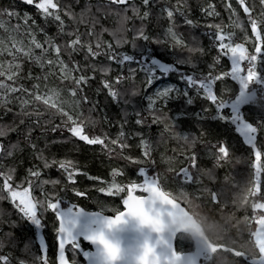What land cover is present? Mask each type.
Wrapping results in <instances>:
<instances>
[{
	"label": "snow or ice",
	"instance_id": "6c2138e0",
	"mask_svg": "<svg viewBox=\"0 0 264 264\" xmlns=\"http://www.w3.org/2000/svg\"><path fill=\"white\" fill-rule=\"evenodd\" d=\"M226 11L235 27L244 32L245 41L250 39L247 35L245 22L239 18V13L233 7L232 0H224ZM236 5L242 9L246 17L247 26L250 27L253 39V50L250 52L243 43H235L234 32H225L219 23H205L193 15V9L188 0H85L80 12L74 11V6H79L81 0H71L64 3L63 0H21V3L34 7L39 21L31 13L23 15L18 10L0 9V120L9 115L10 123H0V200H8L20 219L37 228L47 225L48 213L52 214V231L55 238V264H81L84 261H92L94 264H138L137 256L141 252V245L130 246L127 250L122 248L119 261L110 259L108 242L120 244L115 232L120 226L134 220L139 225L148 224L150 232L144 241H150L156 249L157 264H213L216 256L207 245L195 241L196 251L194 255H177L174 240L179 233L169 232L167 236L155 227L162 222L165 215H173L181 209L188 210L183 199H177V195L186 196L191 200H200L206 193L211 201L220 203L224 195L223 190H213L200 187L195 194L190 195L183 187L176 193L166 188L167 175L160 173L155 168L141 166L136 170V176L129 178L126 183H120L116 179L125 175V170L111 169L110 181L102 177L93 176L82 168L78 162L68 157L49 159L45 155L50 147L47 139L49 133H63L67 131L70 139H75L89 146L100 145L110 158L119 155L121 159L128 160L131 164L155 165L153 159V144L151 139L143 132H135L139 137L142 149L141 157L136 158L124 155V150L131 147L126 141L128 135L123 130L118 132L115 138L106 132L96 133L90 131L98 121L91 115L84 116L77 111L82 104H91L89 113L96 110V102L89 99L85 88L95 74L100 72L105 77L112 71L115 64L119 74L114 80H102V86L107 90L109 97L116 103L123 104L124 123H127L128 106L132 107L136 119L135 124L140 128L151 129L154 125L163 124V136L172 133L177 140L184 142V156L186 166L168 168L167 172L174 173L181 186L202 183L201 178L207 176L215 180L213 170H203L197 166L198 154L194 151L196 145L201 144L207 151V155L214 162V168L223 167L232 159V150L225 140H202L195 134L173 133L177 116H172L164 109L169 103L182 101L179 108L184 113L186 106L191 105L199 97L208 102L211 107H202L197 113V119L203 120L210 116L222 122L231 121L237 126V131L244 138V143L252 150L254 160L251 167L254 169L251 187H245L243 192L248 197H253L250 205L251 217L245 216L243 221H237L238 231L243 234L248 230V241L251 244V252L241 251L236 248L231 250L234 257L241 258L247 264H264V193L261 191V176L264 173V147L258 143L261 131H264V121H258L255 126L246 122L240 115V108L245 103H252L264 108V0H235ZM159 7V12L153 13L152 9ZM95 9V12H93ZM143 9V10H142ZM132 16H128V12ZM202 17L217 18L220 13L213 3L199 8ZM115 16L117 26L110 30L101 24V18ZM7 17L5 20L4 18ZM71 21V25L66 22ZM150 18L157 23L167 20L168 26L163 30V38L150 36L147 32V24ZM133 19H138L140 25L135 23L132 27L128 24ZM13 20L15 24L11 23ZM86 25L84 32L80 31V25ZM99 26V31H97ZM49 27L56 29L50 35ZM187 28V35L180 32L181 28ZM204 30L197 34L196 29ZM110 32L115 39V44L103 41V33ZM132 33V39L127 38V33ZM43 36V40L38 39ZM207 38L218 55L213 64L208 65L209 71L200 70L199 64L206 54L203 39ZM137 41H143L138 44ZM168 45L167 51L175 59L162 60L154 54L150 45ZM126 45H130L136 54L118 51ZM177 52L180 54L177 55ZM83 53L84 64L74 59L75 55ZM11 59H5L4 57ZM67 56V60L64 57ZM103 57L108 61L107 65L100 63ZM221 58H227L230 62V70L219 74H213V69ZM247 62V68L242 67ZM32 67L25 72L24 64ZM33 67L39 68V73L33 72ZM191 71H185V69ZM90 72V74H89ZM138 73H143L147 87L158 85L152 95L145 97L147 106L139 109L135 106V98L139 96V89L135 86V78ZM175 74L179 83L160 84ZM225 78L238 83V90L234 93L226 87L217 93L215 86ZM24 81H29L31 87ZM58 81L59 83H55ZM131 83V87H116ZM183 85V87H181ZM253 85L258 86L261 92L253 91ZM63 86V87H61ZM67 90L73 98L71 103L64 99L62 92ZM195 93V96L193 95ZM18 108V110H14ZM59 119V123L55 121ZM39 132V136L35 135ZM16 134L17 139L12 142L9 137ZM207 135V133H203ZM44 139V148H40L37 141ZM5 141H8L5 143ZM52 141L51 143H56ZM68 142V141H64ZM24 144L31 150L30 165L25 170V176L16 182V173L21 160L16 164L15 158ZM111 144L113 147H109ZM120 152L117 153L116 149ZM188 149H193L188 151ZM11 159L12 165H6L5 160ZM39 161L40 163H32ZM55 168L61 174V178H42L45 173ZM195 170V175L192 170ZM83 175L89 180L98 181L101 185L95 190L99 193L120 200L122 209L113 207L109 209L113 214H105L104 210H86L83 206L72 201L70 197L87 198L88 191L77 187V177ZM138 178V179H137ZM227 183V178H225ZM46 185L54 189L49 192ZM39 189L41 196H36ZM58 189V190H56ZM143 193L138 195L136 193ZM235 204V199L233 200ZM259 213V214H258ZM4 213L0 212V224L7 222L10 227H18L16 221H4ZM249 221H254L257 227L253 231ZM243 225V227H241ZM110 229V230H109ZM152 233H157L153 236ZM6 239H0V253L7 243L15 247L17 241L13 233H5ZM143 241V242H144ZM85 244H90L95 251H88ZM121 245V244H120ZM32 242L25 244L23 250L29 252ZM227 251V248L217 249ZM49 244L47 240H41L39 255L33 256L32 264H52L48 255ZM70 254V255H69ZM0 264H12L10 255L0 254ZM17 264H28L26 260H18Z\"/></svg>",
	"mask_w": 264,
	"mask_h": 264
},
{
	"label": "trees",
	"instance_id": "16d2710c",
	"mask_svg": "<svg viewBox=\"0 0 264 264\" xmlns=\"http://www.w3.org/2000/svg\"><path fill=\"white\" fill-rule=\"evenodd\" d=\"M64 3H69L71 0H63ZM85 0H81V4L79 6H74V11L79 13L81 8L83 7ZM174 2V0H173ZM93 4L96 1H92ZM136 3L139 5L140 0H136ZM188 3L191 5L193 9V15L196 19L200 20L201 13L199 8L204 6L206 7L208 3H213L216 7V10L220 13V16L217 18H205L201 19L205 23H219L224 27V31L234 32L235 36L233 40L235 43H243L246 48L251 52L253 50V39H251L252 34L250 27L247 26L246 17L243 14L242 9H240L235 0H232L233 7L236 8L237 12L240 14L239 18L245 22V27L247 28V35L250 39L245 41L244 32L241 29L235 27L232 23V20L236 19L233 17L230 19V14L226 11L224 0H188ZM10 9V10H18L21 15L23 13L28 12L31 13L38 22L43 26V21H39V17L36 16V10L34 7L25 5L21 3V0H0V9ZM143 10V9H142ZM153 13L159 12V7L152 9ZM95 12V9H93ZM132 12H128V16H132ZM4 19H7L5 17ZM14 24L15 20L12 21ZM66 22L71 25V21H68L66 18ZM101 24L110 30H113L117 26V18L115 16H109L107 18H101ZM135 23L137 26L140 25V21L138 19H133L129 22L128 27H132V24ZM147 24V32L150 36L153 37H161L163 38L162 31L164 27L168 26L167 20H161L159 23L155 21V19L150 18L145 22ZM80 31L84 32L86 29V25H80ZM99 26H97V31H99ZM204 29H196L197 34L203 31ZM50 35L54 34L56 29L54 27H49L47 29ZM180 32L187 35L188 29L181 28ZM129 40L132 39V33L129 32L126 34ZM38 38H44L42 35ZM101 39L103 41H107L115 44V39L110 35V32L103 33ZM138 44H143V41H137ZM203 46L206 50V54L202 58L199 68L205 73L210 69L208 65L213 64L214 58L218 55L215 48H213L210 44L209 39H203ZM154 49V54L157 56L158 51H163L166 55H170L167 51L168 45H150ZM118 51L128 52L129 54H136L135 51L131 48L130 45H126ZM177 54H180L177 52ZM172 56V55H170ZM6 59H11L10 57L5 56ZM67 60V56L64 57ZM74 59L80 61L81 64H84L83 53L74 56ZM100 63L104 65L108 64V61L101 57L99 60ZM32 67L29 63L24 64L25 72L27 69ZM112 71H110L105 77L100 72L95 74V79L89 82V85L85 88V93L89 97V99L93 102H96V110L89 113L88 109L92 107L91 104H82L77 111L83 112L84 116L91 115L93 120L98 121L94 128L90 127V131H94L96 133L106 132L110 137L115 138L118 132L121 130V125L123 124V130L128 135L129 139L126 141L131 145L130 148L124 150V155L132 156L139 158L141 157L142 149L139 144V137L134 136L135 132L143 131L152 141L153 148L155 149L153 152V159H155V165L150 163H145L144 165L131 164L128 160L121 159L119 155H116L115 158H110L105 150H102L100 145L89 146L83 142H80L75 139L69 138V133L64 131L63 133L57 132L54 135L49 133L47 139L50 143V147L46 149L45 155L51 159L53 156L56 158H64L68 157L74 161L78 162V167L82 168L83 171L97 177H102L105 181H110L112 178L110 176L111 169L120 168L125 170V175L122 177H117L116 179L120 183H126L129 181V178H134L136 174L132 172L133 168H139L141 166L147 168H155L160 173L167 175L168 179L166 181V188L168 190L173 191L174 193L178 192L181 187L184 188L185 191L191 193L192 190L189 189L188 185L181 186L179 182L174 179V173L167 172L168 168H175L179 170V168L186 166L184 156L180 153L184 151V142L182 140H177L176 136L172 133H165L163 136L160 135L163 132L164 125H154L150 130L147 128H140L135 124L136 116L132 111V107L128 106V116L127 123H124V109L125 106L120 103H116L112 101L109 97L107 90L102 86V80H114L115 77L119 74L120 69L113 64ZM242 67L247 68V62H243ZM264 69V65L261 66ZM34 73H39V68L33 67ZM187 71H191V69L186 68ZM213 74H219L223 72H228L230 70V62L227 58H221L220 62L215 65L213 69ZM90 74V72H89ZM170 80V79H169ZM26 86L31 87V83L29 81H24ZM57 83H59L57 81ZM131 83L126 82L124 85H117L116 87H131ZM135 86L139 89V96L135 98V106L139 109L146 108L145 97L148 96L152 91L155 85L151 88L147 87L145 83V77L143 73H138L135 78ZM63 87V86H61ZM230 89L233 93L238 90V84L231 80L230 78H225L222 82H217L215 86V90L217 93H220L224 88ZM253 89L259 94L261 91L259 87L253 85ZM66 91V90H65ZM182 104V101L179 102ZM180 106H174L173 108L168 107L165 108L164 111L168 112L169 109L171 112L169 113L172 116H180L179 113ZM206 107H211L209 104ZM14 110H18V108L14 107ZM201 109L194 108L192 111V117L188 120H178L175 121V127L173 128V133H182V134H195L197 137H200L202 140L208 141H216V140H225L228 142L229 147L232 150V159L229 163L224 164L223 167L214 168L213 160L209 158L207 155L206 149L201 145L197 144L194 151L198 154L197 166L203 170H213L215 173V180H210L207 176L201 178L202 183L200 185L196 184V188L193 194L197 192V189L200 187H207L213 190H223L224 195L221 197L220 203H213L211 198L205 193L200 200H195V204L199 206L202 210L203 214L209 220L210 226L214 227V233L217 238L225 239L231 244L237 245H245L244 232L241 234L238 231L237 221H242L244 216H242V212L238 210V203L241 200L243 195V186L247 183L248 171L242 165V159L246 157L244 151H248L250 148L245 147L244 142L240 139L237 132L234 131L233 124H220L215 122L214 119L211 118L213 114L212 111L208 113L210 116L207 119L198 120L197 113L200 112ZM241 117L251 123L253 126L257 124L258 121H264V108L254 105L252 103H245L240 108ZM12 117L9 115L5 117L4 120H0V123H10ZM59 123V119L55 121ZM203 133H207V135H203ZM35 135L39 136V132H36ZM9 139L12 142H15L17 139L16 134H12ZM68 142H64V141ZM52 141H57L56 143H51ZM8 141H5L7 143ZM40 148H44V139L41 138L37 141ZM258 143L264 147V131H261ZM109 147H113L109 144ZM21 148H24L23 152H18L16 154L15 162L19 164L21 160L24 161L23 164H19L16 173V182L19 183L20 180L25 176V170L30 165L31 159V150L27 148L26 145L21 144ZM193 149H188V151H192ZM117 153L120 152V149H116ZM4 163L6 165H12L13 161L11 159L5 160ZM32 163H40L39 161H32ZM61 178V174L56 171L55 168L47 171L42 178ZM225 178H227V183L225 182ZM138 179V178H137ZM103 186L98 181H93L87 179L85 176L80 175L77 177V187L81 190L88 191V197L86 198L87 202H92L95 204L96 210H104L109 212L108 210L116 207L114 202H117L114 197H106V195H97L95 194V189L97 187ZM45 189L49 192L53 191L51 185H46ZM58 190V189H56ZM36 196H41L39 189L35 192ZM102 197V198H100ZM177 199H183L185 204H187L186 196L177 195ZM71 199H75L71 197ZM235 199V204L233 200ZM0 212L4 213L2 219L4 221H16L19 225L18 227H10L7 222L0 224V239H6L5 233H13L14 238L17 241V245L12 247L7 243L4 246L5 250H11L14 253L20 254L23 252V247L26 244L25 237L27 236V232L22 228L25 226L24 221H22L13 208L12 204L8 200H0ZM202 216V215H201ZM243 227V225H241ZM226 258L217 262L216 264H242L237 261L229 252L226 254Z\"/></svg>",
	"mask_w": 264,
	"mask_h": 264
},
{
	"label": "flooded vegetation",
	"instance_id": "af4514ba",
	"mask_svg": "<svg viewBox=\"0 0 264 264\" xmlns=\"http://www.w3.org/2000/svg\"><path fill=\"white\" fill-rule=\"evenodd\" d=\"M157 56L160 57L162 60H168V61H172L175 58L174 56H171L172 59L169 60L167 58V55L163 51H158ZM185 71H187V70L185 69ZM167 80L170 81V83H179L175 74H172ZM181 86L183 87V85H181ZM193 95L195 96V93H193ZM207 104H208L207 101L197 97L191 105L186 106L184 113L179 112L181 115L178 116L177 119L178 120H181V119L182 120H188L190 117H192V111L194 108L201 109L202 107H206ZM174 106H181V104L179 103V101H174V102L169 103V105H168V107H171V108H173ZM214 121L217 123H220V124H226L225 122H222L220 120H214ZM227 123L230 124L231 121H229ZM236 130H237V126L234 125V131L236 132ZM239 137L242 140V142H244V138L242 136H239ZM245 147L249 148L246 144H245ZM244 154L246 155V157H244V159L241 160L242 161L241 163H242L243 167L245 168V170L248 171V177H247L248 182L244 184L243 189L245 187H251L250 181L252 179V175L254 172V169L251 167V164L254 160V157L252 155V150L249 149L248 151H244ZM198 163H200V162H197V164ZM262 163H264V160H262ZM136 170H137V168L136 169L133 168L132 172L134 174H136ZM192 171H193V174L195 175V170L193 169ZM188 186H189V189L192 190V192L189 194L192 195L193 192L195 191L194 189L196 188V184H191ZM261 191H262V193H264V173H262V176H261ZM95 194L99 195V192L95 191ZM136 194L143 195V193H139V192ZM100 195H102V194L100 193ZM106 197H109V196H106ZM74 198L75 199H71V198L70 199L72 201L76 202L77 204L83 206L86 210L95 209V204L92 202H87L86 198H77V197H74ZM100 198H102V197H100ZM253 199H254L253 197L249 196L248 197V205L243 207V205L247 203V193L243 192L241 200L238 203V210L240 211V213L242 212L241 213L242 216L251 217L252 210H251L250 205H251ZM116 201L117 202H114V204H116V208H120L121 210H123L120 200L117 199ZM187 206H188L189 213L194 217V219L196 221V228H195V231L191 234L181 233V234H178L176 236L175 248H176L177 252H180L178 254H181V253L185 254L186 253L189 255H194L195 251H196L195 241H198L202 244L207 245V247L212 250L213 254L216 256V259L214 260L213 264H216L217 262L224 260L227 257L226 256L227 252L230 253L233 248H236V249L241 250V251L247 250V251L251 252L252 245L250 243L247 245L235 246V244H231V242H228L225 239L217 238L215 233H214V227L210 226L209 220L207 219V217L204 216V214L201 211V209L199 208V206H197L195 204V200L189 199L187 202ZM199 211L202 213V218L199 214ZM105 214H113V213H111L110 211L109 212L105 211ZM52 219H53L52 214L48 213L47 225H46V227H43V228H37V227L31 225L30 223L24 222L25 226L22 229L27 232V236L25 237L26 244H28L29 242H32V245H33L29 252H26L23 250V252H21L20 254H17V253H14L13 251H11L9 249L5 250L3 248L2 253H0V254L10 255L12 258V264H17L18 260H26L28 262V264H32L33 256L40 254L39 253L40 241L41 240H47L48 244H49L48 255H49L50 260L52 261V264H55L56 247H55V238H54V234L52 231ZM249 224L251 226V229L254 231L255 228L257 227L255 222L249 221ZM119 233H120V230L115 232V234H119ZM117 239L119 240V238H117ZM244 239H245V242L248 241V239H249L247 229H244ZM120 240H121V238H120ZM84 248L88 251H93V252L95 251L94 247L90 244H85ZM221 248H227V251H217V249H221ZM234 258L242 264H247V262L242 260L241 258H237V257H234ZM81 264H85L83 257H81Z\"/></svg>",
	"mask_w": 264,
	"mask_h": 264
},
{
	"label": "water",
	"instance_id": "95a60500",
	"mask_svg": "<svg viewBox=\"0 0 264 264\" xmlns=\"http://www.w3.org/2000/svg\"><path fill=\"white\" fill-rule=\"evenodd\" d=\"M162 223L167 225L166 230L161 231L163 235L167 236L169 232L191 234L195 231L196 221L189 211L181 209L178 213L173 215H165ZM150 229L148 227L139 228L134 220H130L128 224L120 226V233L115 234L116 238H119L121 247L127 250L130 246H137L142 244L145 236L148 235ZM156 236L157 233H152ZM121 238V240H120ZM175 245V240H174ZM179 256L180 254L177 253ZM185 256H191L184 254ZM85 264H94L92 261H85ZM121 264V262H117Z\"/></svg>",
	"mask_w": 264,
	"mask_h": 264
},
{
	"label": "clouds",
	"instance_id": "9594fccd",
	"mask_svg": "<svg viewBox=\"0 0 264 264\" xmlns=\"http://www.w3.org/2000/svg\"><path fill=\"white\" fill-rule=\"evenodd\" d=\"M138 227L141 229L148 227L150 229L148 224L139 225ZM155 227L160 231H164L166 230L167 225L165 223L159 222L155 225ZM107 247L110 259L119 261L121 255L123 254L121 245L116 242L109 241ZM155 258L156 249L151 245L150 241H144L141 245V252L137 256L138 264H157Z\"/></svg>",
	"mask_w": 264,
	"mask_h": 264
},
{
	"label": "rangeland",
	"instance_id": "374dc122",
	"mask_svg": "<svg viewBox=\"0 0 264 264\" xmlns=\"http://www.w3.org/2000/svg\"><path fill=\"white\" fill-rule=\"evenodd\" d=\"M92 1H96V0H92ZM206 17H202V15H201V17H200V20L201 19H205ZM6 20V19H5ZM11 23H13V22H11ZM14 24V23H13ZM167 28V26L166 27H164V29H166ZM163 29V30H164ZM162 36H163V31H162V34H161ZM38 39H40V40H43L42 38H38ZM177 55H179V54H177ZM167 58L170 60V59H172V57L170 56V55H167ZM6 59V58H5ZM175 59V58H174ZM55 83H57V81L55 82ZM160 84H165V83H170V81H168V80H166V81H160L159 82ZM237 83V82H236ZM238 84V83H237ZM158 85H155L154 86V88H153V91L149 94V95H152L153 93H154V91H155V89H156V87H157ZM256 86V85H255ZM182 87V86H181ZM258 87V86H257ZM259 90L261 91V89L259 88ZM253 91H255L256 92V90L255 89H253ZM62 96L64 97V99L65 100H67L69 103H71V101L73 100V98L69 95V93L67 92V90L65 91H63L62 93ZM145 101H146V106H147V100L145 99ZM247 122V121H246ZM230 124H233L232 122L230 123ZM235 124H233V126H234ZM236 132H237V134L239 135V136H242V134L240 133V132H238L237 130H236ZM243 137V136H242ZM71 198V197H70ZM109 199H110V197H109ZM188 197H187V201L186 202H188ZM202 211V210H201ZM199 214H200V216L202 215V213L199 211ZM201 218H202V216H201Z\"/></svg>",
	"mask_w": 264,
	"mask_h": 264
}]
</instances>
